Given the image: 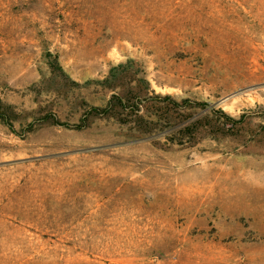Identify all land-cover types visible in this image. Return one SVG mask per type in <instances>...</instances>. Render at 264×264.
<instances>
[{"label":"rangeland","instance_id":"rangeland-1","mask_svg":"<svg viewBox=\"0 0 264 264\" xmlns=\"http://www.w3.org/2000/svg\"><path fill=\"white\" fill-rule=\"evenodd\" d=\"M157 96L245 123L122 122ZM0 101V264H264V0H0Z\"/></svg>","mask_w":264,"mask_h":264},{"label":"trees","instance_id":"trees-1","mask_svg":"<svg viewBox=\"0 0 264 264\" xmlns=\"http://www.w3.org/2000/svg\"><path fill=\"white\" fill-rule=\"evenodd\" d=\"M147 103L153 105L152 109H146L145 116H139L138 121L134 119H123L122 122L125 124L136 123L143 133H151L154 130H166L168 134L173 136V142L183 144L186 139H188L190 144H194L197 141L198 134L201 130L205 129L209 132L213 139H218L220 137H235L238 135L239 130L245 123L244 115L236 118L221 108L209 107L207 103H198L202 108L203 112L209 110L202 117H198L197 114H190L186 118H182L181 112L185 109V106L174 100L170 96H157L156 98L146 99ZM169 101L167 104L164 102ZM132 101L118 94L114 95L110 100L106 111L109 110V114L115 115L116 109L122 110L121 114H125L129 117L134 116L136 111L140 112L139 105L142 104L138 101V106H130ZM189 101H184L187 104ZM2 105L0 101V106ZM186 107V108H191ZM190 110V109H189ZM193 110V108H192ZM100 109H95L98 113ZM57 124H60L56 121ZM151 125V126H148ZM165 132V131H164Z\"/></svg>","mask_w":264,"mask_h":264},{"label":"bare ground","instance_id":"bare-ground-1","mask_svg":"<svg viewBox=\"0 0 264 264\" xmlns=\"http://www.w3.org/2000/svg\"><path fill=\"white\" fill-rule=\"evenodd\" d=\"M208 168V175L200 182L197 183L196 185L191 184L190 187L194 188L195 191H198L200 194L203 193H213L215 191L216 188V183L213 181V171L212 169ZM195 186V187H194ZM76 188H80L83 189L85 187H81V186H74V185H66L64 183H60L57 186H49L46 187L47 190L49 191H53V190H65V191H69V190H73Z\"/></svg>","mask_w":264,"mask_h":264}]
</instances>
